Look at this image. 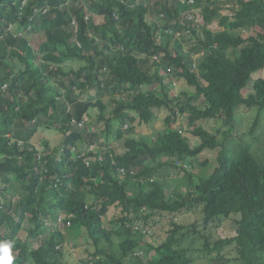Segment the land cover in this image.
<instances>
[{
  "label": "trees",
  "instance_id": "obj_1",
  "mask_svg": "<svg viewBox=\"0 0 264 264\" xmlns=\"http://www.w3.org/2000/svg\"><path fill=\"white\" fill-rule=\"evenodd\" d=\"M133 1L0 0V192L18 195L13 207L0 201V241L22 230L21 241L15 243L21 250L17 264L30 258L34 264H66L50 251L61 233L37 247L29 244L34 234L43 232L41 216L53 195L52 206L72 214L70 230L86 233L84 264H194L180 244L185 240L192 248L196 235L205 251L215 250L224 260L219 264H264V157L256 146L233 135L240 105L259 111L250 135L264 109V0H193L200 10L197 20L188 19L190 2L146 0L133 8ZM85 8L102 19L85 21ZM221 10L226 12L220 15ZM153 12L164 15L162 23L149 19ZM156 25L166 42H173L172 49L158 40ZM169 28H187L193 38L177 39L174 31H165ZM36 36L42 38L37 44ZM197 53L201 55L194 61ZM66 59L84 64L70 69ZM103 67L107 75L100 81ZM259 71L263 76L245 95ZM174 78L193 87L195 98L185 91L173 93L169 83ZM107 93L108 102L103 100ZM90 108L98 109L96 126L84 118ZM160 109L171 113L164 128L127 137L124 150L109 156L101 127L107 131L111 120L124 123L133 117L147 125ZM180 115L187 134L173 126ZM33 119L38 130L43 128L39 158L30 143L37 128ZM205 120L221 123L224 130H207L199 123ZM49 129L63 135L62 150L50 146ZM8 132L20 143L6 137ZM117 133L122 137L124 131ZM88 144H95L86 155L90 167L83 158L70 156L71 146L80 150ZM162 153L164 161L148 163ZM101 154L104 162L98 160ZM194 163L210 167L207 177L192 171ZM120 167L126 172L120 173ZM174 170L183 173L173 176ZM55 174L61 185L52 190L50 177ZM170 188L173 192L167 194ZM88 190L100 191V207H86ZM111 206L121 215L110 220L114 227L106 228L103 219ZM10 207L12 212L6 210ZM142 207L148 211L139 212ZM196 208L203 214L199 221L182 225L174 220ZM156 212L171 216L163 239L132 231V223L144 227ZM221 217L231 219L235 233L212 239L208 227H222ZM23 220L34 227L23 229Z\"/></svg>",
  "mask_w": 264,
  "mask_h": 264
},
{
  "label": "rangeland",
  "instance_id": "obj_2",
  "mask_svg": "<svg viewBox=\"0 0 264 264\" xmlns=\"http://www.w3.org/2000/svg\"><path fill=\"white\" fill-rule=\"evenodd\" d=\"M197 11H199V9H197ZM226 11L225 10H221L219 12L220 15L224 14ZM101 19L100 16H97V18H95L94 20H92V23L96 24L99 20ZM217 21V20H216ZM157 35L158 32L156 31ZM33 40L35 41V43H39L42 38L39 36L36 37H32ZM186 38L183 39V41H185ZM36 43V44H37ZM99 44L101 45V48H103V44L101 43V41L99 42ZM168 44V43H167ZM186 44V49H189L190 46L187 44V42H185ZM168 47L170 49L173 48V42L168 44ZM108 54H115L114 52H111V50L107 51ZM230 54H232V51L230 52ZM71 61V62H70ZM74 61V63L72 64V62ZM66 59L65 62L67 64L72 65L73 69H77L79 68L81 62H79L78 60H74L73 59ZM68 66V65H67ZM260 75L263 76L262 71L256 72L252 75V78L250 79L248 85L250 87H248V89L245 91V95H247L250 92V88L253 85V81L260 77ZM173 88V93H181L182 91H185L187 93V96L189 97H194L195 98V91L194 88L191 86H187L186 83L182 80L179 79V86L172 87ZM76 95H77V91H76ZM112 97H118V95H115ZM187 97V98H188ZM110 97H105L104 99H106V102H108ZM29 104V103H28ZM111 110V109H110ZM96 111H98V109L96 108H90L89 109V113L93 116L91 118L94 119V121L96 122V116L95 113ZM95 112V113H94ZM158 118L151 122L148 123L147 125H143L142 123L139 124V121H135L132 119V121L134 122V132H129L127 133L128 135H137L138 133H141L143 135H149L152 134V131L155 129H162L164 128V119L167 115L171 114L170 112H167L165 109H160L156 111ZM258 113L259 111L255 108H246L243 105H240L237 109H236V114H235V123H234V132L233 135L235 137H240V139L246 141L247 143L251 144L252 147L254 148L255 146L261 150V152L259 153V156L261 158L264 157V109L260 112V117H259V123L256 125L254 132L250 135L249 129L252 126V124L254 123L255 119L258 117ZM127 123V121H126ZM199 123L206 128L209 131L212 132H216L218 129L220 130H224V126L221 123H218L216 121L213 120H205V121H199ZM112 126H116L117 124H119V120L118 119H113L111 120L110 123ZM173 126L180 129L183 134H187L186 128H187V124L185 122V120L183 119V117L177 116L176 121L173 123ZM26 126L23 127V129H25ZM101 134H102V138L104 140V142L110 144V146L112 147L113 151L115 150L116 152L121 151L123 149L124 146V139L121 138V140H119L117 137H113L111 140L110 138L106 137L104 135L105 130H104V126L101 127ZM43 128L40 127V130H42ZM38 130L37 128H35L33 135L31 136L30 140L37 145L38 147L40 145H42V143L40 141H38V139L40 137H42L43 133ZM17 131V130H16ZM20 132V131H19ZM53 133H58L59 136V143L61 144V140H62V135L57 132L54 129H49V135L52 136ZM222 138V134L219 135ZM21 138L23 136H20ZM230 134L228 139L230 138ZM53 140L57 141V136L53 135V137L51 138V143L53 144ZM194 143H197L198 140L194 139L193 140ZM166 154H158L154 159L151 158V160H148V163H152L155 164L157 162H161L164 161V156ZM211 156L215 155V151L210 153ZM1 159V158H0ZM208 168V167H207ZM207 168H203L201 166H198L196 163L193 164L192 167V171L199 177V176H203V177H207V175L210 173L209 169L210 167ZM182 171L181 170H174L172 171V175L173 176H179L182 175ZM4 183L3 180L0 179V187H3ZM12 182H9V184ZM173 192V189L170 188L167 190V194H170ZM50 199H52V196H49ZM15 200L18 199V195H14V196H9L7 201L10 200ZM121 215V211L119 209L113 208L111 207L108 211L107 214V218L105 219V227L106 228H112L115 225L111 224V219H116L117 217H119ZM201 215L203 216V214L201 213L200 208H196L194 211H189L187 213H183V214H178V216L174 219L177 223H180L182 225H189L191 223H193L194 221H199ZM222 219V227H218L215 228V223H211L208 227V233L212 236V239H214L216 237V235L219 234L222 236H230L233 235L235 233V228L232 224L231 219H225L223 217H221ZM170 221H171V216L167 215V214H163V213H159L156 212V214H153L152 216L149 217V219L147 220V223L144 224L145 229L141 232L142 234H144L145 232L149 231L150 233L154 234L155 237L158 238V240L163 239L168 232V229L170 228ZM119 227V225H118ZM73 236V239L70 241V244L65 245L66 249V253H64L62 255V253H54L57 257H60V259L67 264H84L82 259H85V255H86V251L84 250V245H83V240L81 237H79L76 241L75 237L76 235L69 232V234L65 233L66 237H70ZM44 237L40 236L37 239H35L34 242H30L31 244H33L34 247H36L38 245V243H42ZM195 239V244L192 245V248H188L187 247V243L185 242V240H183L180 244L181 247H186V249L188 250L187 253L188 255H190L193 259H194V264H219V263H224V260H219V256H217L216 251H205L202 248V243L201 240L199 238L198 235H196L194 237ZM64 252V251H63Z\"/></svg>",
  "mask_w": 264,
  "mask_h": 264
},
{
  "label": "clouds",
  "instance_id": "obj_3",
  "mask_svg": "<svg viewBox=\"0 0 264 264\" xmlns=\"http://www.w3.org/2000/svg\"><path fill=\"white\" fill-rule=\"evenodd\" d=\"M123 1V0H122ZM141 1H143L144 3H145V1L146 0H134L133 2H132V5H131V7H133V8H135L137 5H138V3L139 2H141ZM151 2H153V0L151 1L150 0V3ZM181 2L182 3H187L188 4V2H190V5H192V12L190 13V15L188 16V19H190V20H195L196 19V17L199 15V13H200V10L199 11H197V8H195V6H194V2H193V0H181ZM194 14V15H193ZM97 16H100V15H97V14H95V13H93L90 9H87V8H85V10H84V20L85 21H87V22H89V20L92 18V17H94V18H97ZM101 17V16H100ZM148 17H149V19L150 20H153V21H155V22H157V23H162L163 22V17H164V15L163 14H157V13H155V12H153V13H149L148 14ZM101 19H102V17H101ZM100 19V20H101ZM197 20V19H196ZM199 21V20H198ZM72 24L74 25L75 24V20H72ZM156 31L158 32V35H157V33H156ZM165 31H168V32H172V31H174L175 32V35H176V37H177V39H180V38H187V39H192L193 38V36L192 35H190L189 34V30L186 28V29H182V31H180V30H175L174 28H169V29H166ZM155 35H156V37L158 38V40L160 41V42H162L163 44H166L167 46H168V44H167V40L165 39V36L161 33V29L156 25L155 26ZM185 36V37H184ZM182 39V40H183ZM170 41V40H169ZM185 43V42H184ZM77 45L79 46L80 45V43L79 42H77ZM108 53V52H107ZM201 55V53H197V54H193L192 55V58H193V60L194 61H197V58L199 57ZM155 58H156V56H155ZM72 61H73V59H71ZM71 62V61H70ZM81 62V61H80ZM74 63V61L72 62V64ZM64 64L67 66V67H69L70 69H73V67H72V65H70V64H67L66 62H64ZM84 63H82L81 62V64H80V66L79 67H81V65H83ZM78 69V68H77ZM74 70H76V69H74ZM104 71H106V67H103V69L101 70V72H100V75H99V80L100 81H104V79L106 78V75L107 74H105V72ZM169 71V69H167V72ZM163 79L164 80H166L167 78H166V76H165V74H164V77H163ZM103 84V83H102ZM169 85L171 86V87H175V85L176 86H179V79L178 78H174V80H170V83H169ZM2 89L3 90H7V83H5V84H3V86H2ZM171 90L173 91V88H171ZM53 91V90H52ZM61 92L64 94L65 93V91H64V89H61ZM103 93H105V92H103ZM95 94V93H94ZM117 94V93H116ZM104 95V94H103ZM99 96V94L97 93V95H96V98ZM103 97V96H102ZM105 97H110V94L109 93H107V94H105L104 95V97H103V100H105L104 98ZM33 102V101H32ZM31 101H28V103H29V105L32 103ZM95 113V112H94ZM132 114V113H131ZM133 115L135 116V114L133 113ZM93 116V114L91 115L89 112L88 113H86V114H84V118L85 119H87L88 121H89V123H90V125L91 126H96L97 125V114L95 113V116H96V122L94 121V119L93 118H91ZM134 118V117H133ZM126 121H127V123H126ZM135 121H139L137 118L135 119ZM33 123H34V125H35V127H37V124H36V119H33V121H32ZM81 123H82V121L80 120L79 121V126L81 125ZM134 122L132 121V119H127V120H125V122L124 123H120L119 122V124H117L116 126H110L109 127V130L107 129V131H105V136L106 137H108V138H110V140L115 136V137H117L119 140H121V138H123L124 139V142H125V139L127 138V137H129V136H131V135H128L127 133H129V132H134ZM144 125V124H143ZM39 128V125H38V127H37V129ZM118 130H122V131H124V134H122V137H119L118 136V133H117V131ZM41 131V130H40ZM58 132V131H57ZM60 133V132H59ZM61 134V133H60ZM6 137H8V138H12V140L13 139H16V140H19V143H20V141H21V139H18V137L16 136V134L15 133H13V132H8V133H5L4 134ZM53 135H56L57 136V141H54L53 140V144L51 143V138L53 137ZM62 135V134H61ZM135 135V134H134ZM63 136V135H62ZM11 140V141H12ZM48 142H49V144H50V146L52 147V148H58V149H61L62 150V144H60L59 143V136H58V133H53L52 134V136L51 135H49L48 136ZM30 143L36 148V149H38V151H39V155H38V158L40 157V155H42L43 153L41 152V149L42 148H39L37 145H35L31 140H30ZM41 146V145H40ZM93 146H95V144H93V145H84L83 147H81L80 148V150L79 149H77L76 147H74V146H71L70 147V156L74 159V160H76V159H79V158H83L84 159V163H85V165L87 166V167H90V160L86 157V155H87V153H88V151H90V150H92L93 149ZM92 147V148H91ZM103 148H106L105 146H102ZM64 149V148H63ZM109 149L111 150V151H109L110 152V154H109V156H111L112 155V151H113V149H112V147L110 146V144H109ZM107 150H108V148H107ZM124 150V146H123V149L121 150V151H118L119 153H121L122 151ZM115 151V150H114ZM113 151V152H114ZM59 156H60V153L58 154V155H56V159H59ZM98 160L99 161H101V162H104V160H105V156L103 155V154H101V156H98ZM119 172L120 173H125L126 172V169L125 168H122V167H120L119 168ZM131 173H132V171H130ZM51 179H53L52 181H51V185H50V188L53 190L54 188H57L58 189V187L61 185V180H60V178L55 174V175H53V176H51L50 177ZM9 186H10V184H8ZM0 188H2V187H0ZM5 193L6 194H8L9 196H14L15 194H11L8 190H5ZM100 191H98V192H91V191H87L86 193H84V200H85V204H86V207H88V206H91L92 208H98V207H100V205H101V198H100ZM9 196H5V195H3L1 192H0V201L1 202H3L4 203V205L6 206V204L7 205H9V206H11V207H13L14 206V204H15V202H16V200H10V201H7L8 200V197ZM52 196V199H50L51 200V202H48V204H47V206H46V208L43 210V212H45V213H47L46 215H42L41 216V220H42V228H43V232H42V234H40V235H36V234H34V237H33V241L32 240H29V244H31L30 242H34L35 241V239H37L38 237H40V236H43L44 237V239H43V241H42V243L45 241V240H48L50 237H51V235L52 234H54V233H61L62 234V237H58V238H55L54 239V245H53V247H51L50 248V251H52L53 253H62V255L64 254V253H66L65 251H66V247H65V245L67 244V246H68V244H70V241L72 240V238H70V237H66L65 236V233H67V234H69V232H71V233H73V234H75L76 235V237H75V239H76V241H77V239L79 238V237H81L82 238V242H83V245H84V248H85V244L87 243V240H86V233H85V231L82 229L79 233H75L74 231H71L70 230V228H71V226H72V224H73V222H72V214H70V213H68V212H65V211H63V210H58V209H56L55 207H53L52 205L56 202V200L54 201V199H53V195H51ZM8 208V209H6V210H8V211H10V212H12V208ZM111 207H113V208H115L114 206H111ZM110 207V208H111ZM109 208V209H110ZM109 209H108V211H109ZM116 209H119V208H116ZM120 210V209H119ZM108 211H107V214H108ZM148 211V209L146 208V207H142L141 209H140V211L139 212H147ZM100 218H101V216H100ZM107 218V215L105 216V218L103 219V217H102V219H103V221H104V225H105V219ZM74 225V224H73ZM34 227V225H33V223H29V221H26V220H23L22 221V228L23 229H28L29 227ZM131 227H132V231L133 232H135V231H143L144 229H145V226L144 227H141V228H139L138 227V225L136 224V223H132L131 224ZM21 232H22V230L20 231L19 230V232L16 234V236L15 237H11V239H9L8 238V240H5L4 239V241H0V264H17V259L19 258V255H20V252H21V250H20V248H18L17 246H18V244L16 245L15 243H16V241L18 240H20V237H21ZM145 233H150L149 231H147V232H145ZM71 236V235H70ZM31 237V236H30ZM30 237H29V239H30ZM21 241V240H20ZM22 242H20V244H21ZM19 244V245H20ZM38 244H41V243H38ZM31 246L32 247H34L33 246V244H31ZM37 247V246H36ZM64 251V252H63ZM25 264H34V261L30 258ZM67 264V263H66Z\"/></svg>",
  "mask_w": 264,
  "mask_h": 264
}]
</instances>
